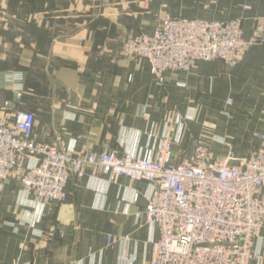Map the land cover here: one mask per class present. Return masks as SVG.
Here are the masks:
<instances>
[{
	"label": "crops",
	"instance_id": "0c3cea01",
	"mask_svg": "<svg viewBox=\"0 0 264 264\" xmlns=\"http://www.w3.org/2000/svg\"><path fill=\"white\" fill-rule=\"evenodd\" d=\"M210 4L0 0V111L10 101L14 110L33 113L34 139L59 150L140 157L156 145L170 117L178 116L182 139L175 159L188 154L191 137L209 144L212 158L224 157L228 147L244 158L264 134V49L251 47L234 67L199 62L190 71L167 73L163 82L147 60L120 54L123 40L151 34L165 14L239 18L246 39L264 35V0ZM21 175L15 170L0 191V264H119L122 250L130 254L129 264L149 263L158 234L138 216L148 203L146 182L95 181L87 173L70 181L66 202L40 211L34 196H23ZM108 236L125 244L107 246ZM253 250L260 259L250 264H264V223Z\"/></svg>",
	"mask_w": 264,
	"mask_h": 264
},
{
	"label": "built area",
	"instance_id": "2783aa9c",
	"mask_svg": "<svg viewBox=\"0 0 264 264\" xmlns=\"http://www.w3.org/2000/svg\"><path fill=\"white\" fill-rule=\"evenodd\" d=\"M258 43H264L263 38ZM251 45V40L244 38L240 19L167 17L151 35L129 38L124 54L147 60L153 77L163 82L167 73L190 71L199 62L237 66ZM21 96L17 93L16 101ZM35 121L33 113L14 110L10 101L3 103L0 191L11 174L21 169L23 196H34L36 209L42 211L50 204L66 202L70 181L87 173L95 181L111 183L124 178L146 182L148 203L138 216L143 215L158 234L150 244L148 264H250L260 259L253 243L264 223V198L260 196L264 134H258L257 145L244 158H237L232 147L224 157L212 158L207 143L196 139L189 157L175 159L174 147L182 139L177 116L166 122L156 145L143 157L118 156L110 150L77 155L74 149L59 150L37 142L33 137ZM123 242L107 237V246H123ZM118 261L129 264L130 254L122 250Z\"/></svg>",
	"mask_w": 264,
	"mask_h": 264
},
{
	"label": "rangeland",
	"instance_id": "374dc122",
	"mask_svg": "<svg viewBox=\"0 0 264 264\" xmlns=\"http://www.w3.org/2000/svg\"><path fill=\"white\" fill-rule=\"evenodd\" d=\"M210 2L211 4H210V6H214L215 4H216V1L217 0H198V3H203V4H205L206 2ZM200 6H201V4H199ZM245 9H248V8H245ZM167 17H169V18H178V17H171L170 15H168V14H165V15H163V17H162V19H161V21H160V23H159V25L152 31V33L156 30V29H158V28H160L161 26H162V22H163V20L165 19V18H167ZM239 19V18H238ZM189 20V19H188ZM192 20H196V19H192ZM229 20V19H228ZM230 20H235V19H230ZM241 20V19H240ZM242 21V20H241ZM243 26V25H242ZM151 33V34H152ZM243 33H244V31H243ZM151 35V34H146V33H138V34H133V35H130V36H128L125 40H123V42H122V44H121V48H120V54L124 57V58H128L129 60H134V59H131V58H129L128 56H126L124 53H125V51H124V47H125V42L129 39V38H131V37H134V38H136V37H138V36H140V35ZM255 35H258V36H253V37H250V39H246L245 37V39L246 40H251V46L249 47V49L251 48V47H255V48H258V49H264V43H258V42H260V40L263 38V40H264V35L263 36H261V35H259V34H256L255 33ZM248 49V50H249ZM247 50V51H248ZM246 51V52H247ZM136 60V59H135ZM150 70H152V68H151V65H150ZM175 116H173V117H170V119H172V118H174ZM192 139H188V141H186L187 142V148H185L184 150H185V152L186 153H188L185 157H189L190 155H191V153H192V151H193V147H194V142L192 141L193 139H199L198 137H191ZM194 140V141H195ZM222 142V141H221ZM220 143V142H219ZM221 145H222V143H220ZM225 144H227L226 142H225ZM177 146V145H176ZM175 146V147H176ZM174 147V148H175ZM208 147H209V144H208ZM110 151H114V150H110ZM210 153V152H209ZM249 153V152H248ZM247 153V154H248ZM247 156V155H246ZM245 156V157H246ZM216 159H218V158H216ZM149 198V197H148Z\"/></svg>",
	"mask_w": 264,
	"mask_h": 264
}]
</instances>
